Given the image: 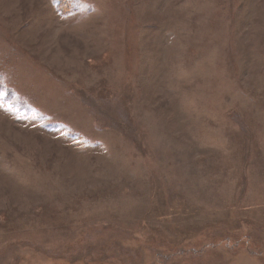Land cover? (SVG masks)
Returning a JSON list of instances; mask_svg holds the SVG:
<instances>
[{
  "label": "rangeland",
  "instance_id": "374dc122",
  "mask_svg": "<svg viewBox=\"0 0 264 264\" xmlns=\"http://www.w3.org/2000/svg\"><path fill=\"white\" fill-rule=\"evenodd\" d=\"M0 264H264V0H0Z\"/></svg>",
  "mask_w": 264,
  "mask_h": 264
}]
</instances>
